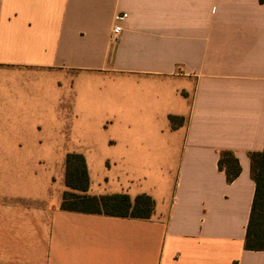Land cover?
I'll list each match as a JSON object with an SVG mask.
<instances>
[{
	"label": "crops",
	"instance_id": "obj_1",
	"mask_svg": "<svg viewBox=\"0 0 264 264\" xmlns=\"http://www.w3.org/2000/svg\"><path fill=\"white\" fill-rule=\"evenodd\" d=\"M89 73L128 77V116L74 152L57 126L73 104L55 93L58 79ZM41 75L55 79L51 98ZM100 147L128 180L131 157L161 162L145 179L173 171L172 184L135 193L115 174L113 192L152 197L150 217L62 207L66 163L57 174L42 156ZM263 150L264 0H0V264H264V250L245 248L251 154ZM223 151L240 165L232 181ZM88 174L86 193L104 194Z\"/></svg>",
	"mask_w": 264,
	"mask_h": 264
},
{
	"label": "rangeland",
	"instance_id": "obj_2",
	"mask_svg": "<svg viewBox=\"0 0 264 264\" xmlns=\"http://www.w3.org/2000/svg\"><path fill=\"white\" fill-rule=\"evenodd\" d=\"M59 77V76H58ZM33 82L40 86V98H51L47 95H53L48 91L51 81L55 80L54 77L41 75L38 79L32 78ZM58 79V78H57ZM62 81L61 88L57 87L55 99H62L67 97V100L73 104V119L67 124H57L60 129L72 138L70 142L72 151L81 152V149L86 144L84 138L92 134H103L104 137L110 136L113 133L119 132L123 129V124L119 121L116 112L120 111L121 117L128 116V85L129 79L125 76L114 75L112 73H89V74H73L66 78L58 79ZM59 85V84H57ZM66 87V90H65ZM115 87V88H114ZM52 91V88H50ZM115 105H119L116 108ZM72 111V110H71ZM59 133V129L56 130ZM48 132H53L52 127ZM101 149V147L99 148ZM68 156V155H67ZM67 156L60 154H51L42 156V160L49 163L52 168H57V174L62 169V165L66 163ZM87 159V166L91 170V179L95 190L103 193L101 195L117 194L113 192L116 189L114 177L120 176L124 184H127V192L135 193V189H140L147 184H155L158 182L169 183L174 182L175 174L170 173H154L153 179L144 177V169L146 166L151 165L157 169L161 162L149 160L147 163L141 157H131L130 160L125 159L120 167L124 170L130 171L129 180L122 176L118 170L123 168H116L115 156L113 151L108 148H103L95 154L84 156ZM60 168V170H58ZM116 190H122L120 185ZM127 194V193H126ZM136 196V195H135ZM135 196H131L135 198Z\"/></svg>",
	"mask_w": 264,
	"mask_h": 264
},
{
	"label": "trees",
	"instance_id": "obj_3",
	"mask_svg": "<svg viewBox=\"0 0 264 264\" xmlns=\"http://www.w3.org/2000/svg\"><path fill=\"white\" fill-rule=\"evenodd\" d=\"M171 119L177 124L175 117ZM218 164L229 181L234 180L240 173L238 159L231 151H223ZM251 170L256 190L247 226L245 248L264 250V150L251 154ZM66 185L69 189L63 194L64 209L140 218H148L154 211L155 202L146 194L137 195L135 198L126 193L99 196L87 194L90 185L88 167L86 158L79 153L67 156Z\"/></svg>",
	"mask_w": 264,
	"mask_h": 264
},
{
	"label": "built area",
	"instance_id": "obj_4",
	"mask_svg": "<svg viewBox=\"0 0 264 264\" xmlns=\"http://www.w3.org/2000/svg\"><path fill=\"white\" fill-rule=\"evenodd\" d=\"M127 16H128V13L126 12L120 13L116 16V24L113 28V32L111 36L113 41H117L119 39L120 34L122 32L121 21L124 20Z\"/></svg>",
	"mask_w": 264,
	"mask_h": 264
}]
</instances>
